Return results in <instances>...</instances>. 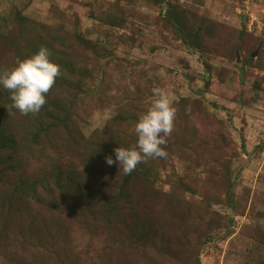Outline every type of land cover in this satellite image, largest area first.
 <instances>
[{
	"label": "rangeland",
	"instance_id": "obj_1",
	"mask_svg": "<svg viewBox=\"0 0 264 264\" xmlns=\"http://www.w3.org/2000/svg\"><path fill=\"white\" fill-rule=\"evenodd\" d=\"M42 46L38 114L0 85V264H264V0H0V71ZM155 88L168 155L126 175Z\"/></svg>",
	"mask_w": 264,
	"mask_h": 264
},
{
	"label": "clouds",
	"instance_id": "obj_2",
	"mask_svg": "<svg viewBox=\"0 0 264 264\" xmlns=\"http://www.w3.org/2000/svg\"><path fill=\"white\" fill-rule=\"evenodd\" d=\"M62 75L61 66L52 59L50 50L42 46L32 56L21 60L11 69L0 71V85L11 93L12 107L22 115L38 114L47 102V94ZM152 106L135 125L138 137L135 147H118L106 158L111 166L119 163L126 175L148 159L166 158V146L174 129L177 109L174 100L163 88L153 89Z\"/></svg>",
	"mask_w": 264,
	"mask_h": 264
},
{
	"label": "water",
	"instance_id": "obj_3",
	"mask_svg": "<svg viewBox=\"0 0 264 264\" xmlns=\"http://www.w3.org/2000/svg\"><path fill=\"white\" fill-rule=\"evenodd\" d=\"M253 55H255V54H253Z\"/></svg>",
	"mask_w": 264,
	"mask_h": 264
}]
</instances>
